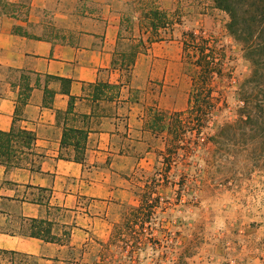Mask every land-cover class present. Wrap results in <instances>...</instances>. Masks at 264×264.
<instances>
[{"label": "crops", "instance_id": "crops-1", "mask_svg": "<svg viewBox=\"0 0 264 264\" xmlns=\"http://www.w3.org/2000/svg\"><path fill=\"white\" fill-rule=\"evenodd\" d=\"M226 20L212 0H0V131L34 136L0 159V264L110 241L189 106L185 33Z\"/></svg>", "mask_w": 264, "mask_h": 264}, {"label": "rangeland", "instance_id": "rangeland-1", "mask_svg": "<svg viewBox=\"0 0 264 264\" xmlns=\"http://www.w3.org/2000/svg\"><path fill=\"white\" fill-rule=\"evenodd\" d=\"M203 29L222 71L192 85L201 112L171 115L168 160L137 171L139 206L127 209L105 246L81 253L82 263L264 264V150L254 153L250 141L230 132L212 139L240 112L239 99L254 85L245 81L252 67L221 22ZM188 68L195 77L197 68Z\"/></svg>", "mask_w": 264, "mask_h": 264}, {"label": "trees", "instance_id": "trees-1", "mask_svg": "<svg viewBox=\"0 0 264 264\" xmlns=\"http://www.w3.org/2000/svg\"><path fill=\"white\" fill-rule=\"evenodd\" d=\"M212 2L216 8L226 13L228 19L225 27L233 39L241 44L243 56L252 67L251 74L245 81L254 84L247 86L249 97L239 99L242 104H239L240 112L236 113L234 122H226L219 126V131L212 139L216 138L220 132L223 134L230 132L231 136L237 134L242 142L250 141L253 144L252 151L256 153L264 150V85H258L264 84V0H212ZM153 14L157 16L156 12ZM212 41L210 35L205 37L197 30H188L185 33L184 56L198 70L195 77H191V85H207L210 76L222 71L221 67L217 68L220 58L214 54ZM190 44L193 49L191 51ZM131 60L129 59L128 62ZM207 93L209 94V91ZM201 105L199 95H192L189 106L183 114L187 112L197 117ZM242 109L246 110L242 112ZM14 137L20 138L26 146L34 140L33 134L26 130H19L16 133L12 130L0 131V159L9 154ZM166 151H169V147ZM168 156L164 159L166 160ZM32 221L35 222V220ZM31 234L40 236V233L36 231H32Z\"/></svg>", "mask_w": 264, "mask_h": 264}, {"label": "built area", "instance_id": "built-area-1", "mask_svg": "<svg viewBox=\"0 0 264 264\" xmlns=\"http://www.w3.org/2000/svg\"><path fill=\"white\" fill-rule=\"evenodd\" d=\"M201 31V32H200ZM197 32H199L201 35H204L205 37L209 36L205 29L202 27L198 28ZM238 103L241 105L242 101H238Z\"/></svg>", "mask_w": 264, "mask_h": 264}]
</instances>
